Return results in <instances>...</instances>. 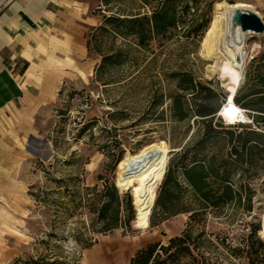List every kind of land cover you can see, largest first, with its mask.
<instances>
[{
    "label": "rangeland",
    "instance_id": "rangeland-1",
    "mask_svg": "<svg viewBox=\"0 0 264 264\" xmlns=\"http://www.w3.org/2000/svg\"><path fill=\"white\" fill-rule=\"evenodd\" d=\"M94 1L96 6H101L94 7V14L121 17L144 14L150 17L154 9L167 2ZM218 1L256 2L174 0L170 6L177 15V24L163 35L149 37L145 45L139 43L137 34L125 36L101 28V25L88 26V40L92 43L88 47L87 67L73 70L65 79L64 90L54 102L44 106L38 115L40 132L36 142H30L28 148L25 145L22 156L13 159L12 165L0 164V264H36L34 260H41L39 264H51L53 260H57V264H130L139 249L154 242L167 245L172 237L186 230L194 238L201 237L191 243L192 255L182 257L179 264L264 263V250L255 262L247 254L253 225L260 226L258 235L264 240V140L251 136L250 146L254 147L245 151L236 163L230 160L232 146L225 134L209 141L204 151L210 156L216 155L217 161L229 160L227 167L243 192L242 204L230 203L221 209H211L204 221L192 225L189 213L166 217L156 205L171 158L190 141L198 128L194 123L189 128L187 122L171 118V97L178 94L191 97L190 92L180 87L183 74L190 73L204 86L221 89L220 93L227 98L229 95L219 74L212 70L211 65L217 59L204 51ZM121 25L126 30L125 25ZM94 34L97 37H92ZM259 36L246 35L248 57L244 73ZM120 49L128 54L127 60L102 72V80L107 84L96 80V68L103 55ZM262 98L259 105L264 108ZM219 119L226 126H233L237 133L255 128L264 134V116L259 123L253 120V123L230 124L221 116ZM90 121V128L78 136L80 128ZM47 142L52 144L54 153L49 161H44L42 150ZM152 143L164 145L169 150V160L149 193L140 199L148 198L154 188L153 196L143 205L145 208L139 209L134 195L139 184L119 187V164L114 172L111 167L119 156L137 153ZM74 151L76 156H72ZM56 157L59 159L56 167L50 168L49 164ZM68 176L80 177L73 186L81 193L86 186L102 188L106 181L114 182L123 195L132 196L134 209L136 206L144 213L142 228L135 232L120 227L106 234L93 233L87 229L88 216L85 214L57 215L54 206L37 203L32 192H37L39 186L55 190L53 198H66L65 187L54 179ZM247 192L253 194L251 210L248 209ZM152 220L158 224L153 226ZM78 231L85 232L82 242L74 235ZM52 232L55 235H50ZM106 247L110 248L108 255L97 262L94 257L104 253Z\"/></svg>",
    "mask_w": 264,
    "mask_h": 264
},
{
    "label": "trees",
    "instance_id": "trees-1",
    "mask_svg": "<svg viewBox=\"0 0 264 264\" xmlns=\"http://www.w3.org/2000/svg\"><path fill=\"white\" fill-rule=\"evenodd\" d=\"M173 1L167 0L162 6L154 9L150 17L145 14L132 17L106 16L100 27L125 36L137 34L139 43L145 45L149 37L154 34L163 35L177 24V15L170 6ZM121 24L125 25L126 30L122 28ZM92 37L97 36L94 34ZM91 43V39H89L88 47H91ZM94 50L97 51V48ZM127 58L128 54L121 49L103 55L101 63L96 68L95 79L102 80L101 75L106 68L122 64ZM102 82L103 84L108 83L104 80ZM196 85L195 79L190 73L183 74L180 84L182 90L192 93V89L195 88L196 91ZM223 97L225 96L218 93L216 89L203 84H200L199 91L193 97L187 98L182 94L171 97V118L177 122H187L189 128L194 123L198 128L191 135L190 141L182 145L181 150L174 153L163 179L156 205L166 217L189 213V224L192 225L197 221H204L205 214L211 209H221L230 203L239 205L243 203L241 186H237V183L234 182L231 170L227 167V164L230 163L229 160L217 161L216 155L210 156L204 151L209 141L225 134L232 146L229 153L230 160L236 163L243 158L245 148L251 144V136L264 140V134L250 130L237 133L233 126H226L217 115L220 106L218 109L215 107L216 101ZM235 101L239 102L238 96L235 97ZM253 120L260 122L259 118H253ZM91 125L92 121L85 123L80 128L78 136L84 134ZM54 146L57 148L55 140ZM76 155L77 152L74 151L72 156ZM234 156L235 158H233ZM72 159L67 162L70 163ZM122 159L123 157L119 156L114 161L111 171H115L117 164ZM58 161L59 159L56 157L49 167L55 168ZM100 179L103 177L100 176ZM79 180V176L54 179L57 184H61V187H65L66 198H53L52 194H56L55 190H48L40 186L37 192H32V195L38 204L54 206L57 215L65 214L72 217L78 213L85 214L88 216L87 229L93 233L106 234L120 227L135 232L136 229L142 228L144 213L139 211L136 206L134 209L132 196L123 195L114 182L106 181L102 188H99L98 185L86 186L81 193L73 186L74 182ZM153 194L154 188L148 198L141 200L134 193L138 208H145L143 205ZM252 196L251 192H247L246 199L249 210L252 207ZM157 224L152 220L153 226ZM259 230V225H253L249 234L247 254L252 262L260 258L261 251L264 250V240L258 235ZM76 233L74 234L76 239L82 242L85 239L83 238L85 232L78 231ZM50 235L55 234L52 232ZM200 237L201 235L194 238L191 232L186 230L183 234L172 237L167 245L162 242L149 243L136 252L130 264H179L182 257L192 255L191 243H195ZM40 261L34 260V263L39 264ZM51 264H57V260H53Z\"/></svg>",
    "mask_w": 264,
    "mask_h": 264
},
{
    "label": "crops",
    "instance_id": "crops-1",
    "mask_svg": "<svg viewBox=\"0 0 264 264\" xmlns=\"http://www.w3.org/2000/svg\"><path fill=\"white\" fill-rule=\"evenodd\" d=\"M2 1L0 164L12 165L13 159L22 156L24 146L28 148L30 142L39 138L37 120L44 106L55 101L73 70L87 67L88 26L102 25L111 14H94V7H101L94 0ZM248 4L264 20V0ZM252 52L236 94L239 102H235L250 118L261 119L264 116V108L259 105L264 97V32L255 39ZM195 83L192 97L200 89L201 82L195 79ZM216 91L220 93L221 89ZM219 106L217 115L223 107L222 99L216 101V109ZM248 130L261 133L255 128ZM253 147L249 145L245 151Z\"/></svg>",
    "mask_w": 264,
    "mask_h": 264
},
{
    "label": "bare ground",
    "instance_id": "bare-ground-1",
    "mask_svg": "<svg viewBox=\"0 0 264 264\" xmlns=\"http://www.w3.org/2000/svg\"><path fill=\"white\" fill-rule=\"evenodd\" d=\"M250 7V4L241 1L233 4L218 1L213 26L208 31L204 43V51L210 57L217 59V62L211 65L212 70L219 74L229 93L228 102L224 104L219 115L230 124L237 121L250 122L244 110L235 102V96L243 81L244 65L248 57L246 35L252 32L243 31L232 21L236 8L250 9ZM168 160L169 150L158 143L147 145L134 154L127 153L118 165V186L128 188L131 184L138 183L135 195L138 198L144 197L159 179ZM109 250L110 248L106 247L105 252L97 254L94 259L100 262L108 255Z\"/></svg>",
    "mask_w": 264,
    "mask_h": 264
},
{
    "label": "water",
    "instance_id": "water-1",
    "mask_svg": "<svg viewBox=\"0 0 264 264\" xmlns=\"http://www.w3.org/2000/svg\"><path fill=\"white\" fill-rule=\"evenodd\" d=\"M232 21L235 25H239L243 31H251L255 34L264 32V20L253 10L236 8L232 16ZM227 102V97L222 98L223 106ZM45 145L42 150V156L44 161H49L54 150L50 142H47Z\"/></svg>",
    "mask_w": 264,
    "mask_h": 264
},
{
    "label": "built area",
    "instance_id": "built-area-1",
    "mask_svg": "<svg viewBox=\"0 0 264 264\" xmlns=\"http://www.w3.org/2000/svg\"><path fill=\"white\" fill-rule=\"evenodd\" d=\"M1 5H3V1L2 2H0V7H1ZM224 98V97H223ZM244 110V109H243ZM244 112H245V114L247 115V112L244 110ZM248 116V115H247ZM248 118H249V120H250V123L252 122L253 123V118H250L249 116H248ZM244 123V122H243Z\"/></svg>",
    "mask_w": 264,
    "mask_h": 264
}]
</instances>
